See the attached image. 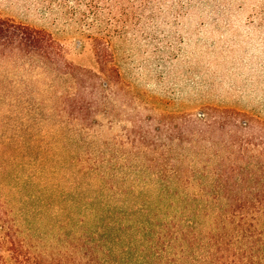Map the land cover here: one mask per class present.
Listing matches in <instances>:
<instances>
[{"label":"rangeland","instance_id":"1","mask_svg":"<svg viewBox=\"0 0 264 264\" xmlns=\"http://www.w3.org/2000/svg\"><path fill=\"white\" fill-rule=\"evenodd\" d=\"M0 17L64 55L0 54V208L41 249L47 207L80 218L79 190L112 208L180 204L178 189L203 203L217 170L264 164V0H0Z\"/></svg>","mask_w":264,"mask_h":264},{"label":"trees","instance_id":"2","mask_svg":"<svg viewBox=\"0 0 264 264\" xmlns=\"http://www.w3.org/2000/svg\"><path fill=\"white\" fill-rule=\"evenodd\" d=\"M129 13L124 8L123 27L128 26ZM8 51L38 56L49 64H58L64 57L49 33L0 17V54ZM82 161L71 158L69 163L77 166ZM237 171L235 166L217 170L213 189L201 190L207 196L203 203H197L198 196H184L178 189L167 192L180 204L134 201L112 208L102 202L93 205L95 200L91 202L79 190L67 204L80 218L59 219L55 207H47L52 219L59 221L45 234L56 231V244L43 249L35 243V236L26 234L0 208V264H264V164L257 172L240 170L239 179L235 178ZM165 177L159 175V179ZM189 177L176 178L182 189L189 188ZM64 199L58 207L66 211ZM87 204L96 206L93 219L82 215ZM207 224L208 231H199Z\"/></svg>","mask_w":264,"mask_h":264}]
</instances>
